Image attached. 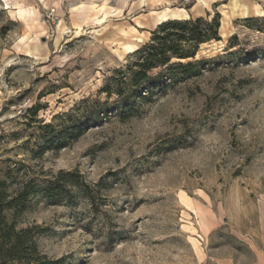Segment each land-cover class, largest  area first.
<instances>
[{
	"label": "rangeland",
	"instance_id": "rangeland-1",
	"mask_svg": "<svg viewBox=\"0 0 264 264\" xmlns=\"http://www.w3.org/2000/svg\"><path fill=\"white\" fill-rule=\"evenodd\" d=\"M217 14L134 107L101 91L162 21ZM5 165L39 186L18 223L40 264H264V0H0Z\"/></svg>",
	"mask_w": 264,
	"mask_h": 264
},
{
	"label": "trees",
	"instance_id": "trees-1",
	"mask_svg": "<svg viewBox=\"0 0 264 264\" xmlns=\"http://www.w3.org/2000/svg\"><path fill=\"white\" fill-rule=\"evenodd\" d=\"M218 28V14L211 18L162 21L152 31L149 41L131 52L134 60L130 65L116 68L111 75L106 76L101 91L109 97L115 94L118 108L127 110L134 107L137 98L158 87L155 80L159 75L150 74L153 69L165 65L189 67L199 63L202 59L195 57L200 44L219 40ZM173 59L187 62H172ZM39 109L38 104H33L25 112L34 117ZM60 116L70 118L71 114H56L49 122L40 121L38 128L46 133L38 138L44 139L45 145L59 147L68 137V131H72L68 126H61L60 129L55 127L54 120ZM17 134L14 132L12 136ZM5 162L16 163L10 158ZM18 170L11 165L0 167V264H40L41 256L35 242V235L38 233L35 231L36 226L20 227L18 223V217L26 209L30 196L38 191L39 186L34 177L26 176L25 173L18 176Z\"/></svg>",
	"mask_w": 264,
	"mask_h": 264
}]
</instances>
